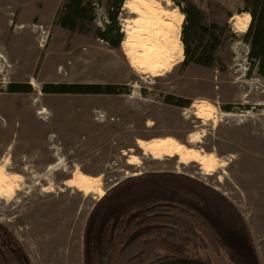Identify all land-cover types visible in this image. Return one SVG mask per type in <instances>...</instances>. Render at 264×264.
<instances>
[{"label": "rangeland", "instance_id": "1", "mask_svg": "<svg viewBox=\"0 0 264 264\" xmlns=\"http://www.w3.org/2000/svg\"><path fill=\"white\" fill-rule=\"evenodd\" d=\"M125 1L118 15L124 40L127 26L141 31ZM64 2L0 0V222L31 263L82 264L83 229L100 197L77 190L78 176L99 178L105 193L141 173L176 172L238 208L264 264V79L248 58L242 1L148 0L183 22V11L195 7L203 26L219 27L212 66L184 68L182 57L159 76L132 68L122 42L113 49L97 38L112 0H90L93 22L74 31L59 26ZM187 37L192 48L208 39L193 28ZM54 85H114L119 93H43ZM189 135L200 138L196 151L214 156L212 171L179 156L155 160L138 145L173 139L193 149ZM200 256L229 264L210 250Z\"/></svg>", "mask_w": 264, "mask_h": 264}, {"label": "trees", "instance_id": "2", "mask_svg": "<svg viewBox=\"0 0 264 264\" xmlns=\"http://www.w3.org/2000/svg\"><path fill=\"white\" fill-rule=\"evenodd\" d=\"M124 1L112 0L109 23L97 33L113 49L124 40L118 24ZM241 1L243 12L251 17L246 32L248 58L264 79V0ZM183 14L181 66H212L217 48L214 30L219 27L203 26L195 7ZM93 20L90 0H65L58 17L59 26L70 31ZM190 28L203 31L208 37L205 44L191 47ZM43 93L113 95L119 91L114 85H54ZM207 250L229 264H260L238 208L215 188L176 172L141 173L116 183L93 205L82 233V264H213L200 256ZM0 264H32L22 243L1 222Z\"/></svg>", "mask_w": 264, "mask_h": 264}, {"label": "bare ground", "instance_id": "3", "mask_svg": "<svg viewBox=\"0 0 264 264\" xmlns=\"http://www.w3.org/2000/svg\"><path fill=\"white\" fill-rule=\"evenodd\" d=\"M124 9L139 16V19L136 20L139 23V28L137 29H141L144 33V38L140 40L141 31L137 33L130 26L126 28V38L122 47L132 68L140 73L159 76L161 72L168 71L178 61H181L183 47L180 41V29L183 24V15L167 12L159 5L148 2V0H127ZM246 17L247 21L242 27V32L247 30L251 20L248 14ZM32 29L33 35H36V28L33 27ZM136 43L139 44L141 49L138 50L140 51L136 50L138 47H136ZM139 52L143 54H138ZM40 114L45 115V110H42ZM198 118L201 119L202 117L198 116ZM151 125L153 124H148V127ZM187 141L193 149H188L173 139L150 144L139 141L138 145L144 153L146 152L153 156L155 160H160L163 156H179L181 164L197 162L203 171H212L216 161H214V156H202L200 152L194 149L197 144L201 143L200 138L195 135H189ZM129 164L135 165L136 162ZM5 180V178H2V182ZM74 182L75 188L85 195L95 194L101 198L105 194L99 178L82 174Z\"/></svg>", "mask_w": 264, "mask_h": 264}]
</instances>
